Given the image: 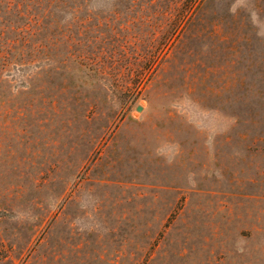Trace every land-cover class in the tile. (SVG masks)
<instances>
[{"label": "rangeland", "instance_id": "obj_1", "mask_svg": "<svg viewBox=\"0 0 264 264\" xmlns=\"http://www.w3.org/2000/svg\"><path fill=\"white\" fill-rule=\"evenodd\" d=\"M0 264H264V0H0Z\"/></svg>", "mask_w": 264, "mask_h": 264}, {"label": "water", "instance_id": "obj_2", "mask_svg": "<svg viewBox=\"0 0 264 264\" xmlns=\"http://www.w3.org/2000/svg\"><path fill=\"white\" fill-rule=\"evenodd\" d=\"M139 107H140V106H139ZM139 107H138V108H139Z\"/></svg>", "mask_w": 264, "mask_h": 264}]
</instances>
